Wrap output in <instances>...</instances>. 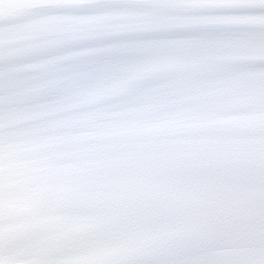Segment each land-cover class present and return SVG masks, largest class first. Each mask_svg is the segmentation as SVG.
<instances>
[{"label": "snow or ice", "instance_id": "snow-or-ice-1", "mask_svg": "<svg viewBox=\"0 0 264 264\" xmlns=\"http://www.w3.org/2000/svg\"><path fill=\"white\" fill-rule=\"evenodd\" d=\"M0 264H264V0H0Z\"/></svg>", "mask_w": 264, "mask_h": 264}]
</instances>
